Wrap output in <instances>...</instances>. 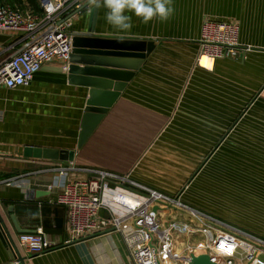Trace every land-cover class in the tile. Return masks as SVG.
<instances>
[{
	"label": "crops",
	"instance_id": "crops-1",
	"mask_svg": "<svg viewBox=\"0 0 264 264\" xmlns=\"http://www.w3.org/2000/svg\"><path fill=\"white\" fill-rule=\"evenodd\" d=\"M99 3V8L93 6L96 43L80 49V56L92 51L100 59L140 64L135 71L121 70L116 63L106 67L102 60L97 66H78L105 73L79 72L78 78L122 87L106 92L116 95L112 105L80 149L91 90L71 82L69 70L52 63L29 87L0 88V221L10 237L0 228V264H133L119 233L69 242L67 210L55 200L65 184L96 179V172L112 177L103 188V219L142 204L143 191L122 181L126 179L179 197L264 242V0H173L175 14L168 21L145 25L133 15L132 29L124 32L107 24L103 0ZM13 5L41 16L38 0ZM89 7V0L69 1L66 17L72 19L73 37L87 33ZM207 20L237 24L240 44L250 50L238 61L200 66L199 39ZM27 41L25 35L0 32V67L23 52ZM121 41L143 42V50L123 51ZM111 71L113 76L106 74ZM26 149L67 151L74 153L73 162L25 158ZM69 167L59 176L57 169ZM38 228L54 246L31 257L19 236ZM192 238L196 243L195 236L176 238L181 255L193 246Z\"/></svg>",
	"mask_w": 264,
	"mask_h": 264
},
{
	"label": "built area",
	"instance_id": "built-area-1",
	"mask_svg": "<svg viewBox=\"0 0 264 264\" xmlns=\"http://www.w3.org/2000/svg\"><path fill=\"white\" fill-rule=\"evenodd\" d=\"M38 1L41 16L18 5L0 3V32L19 33L28 39L24 51L0 67V88L29 87L35 75L52 63H59L64 71L69 69L73 22L66 16L70 0ZM199 46L198 64L202 67L204 61H238L250 50L241 46L237 24L217 20L203 23ZM71 169L57 171L64 177ZM96 174V179L65 184L55 200L67 210L69 242L116 232L122 235L133 264H188L191 253L208 254L216 264H264V242L260 239L185 205L179 197L161 195L126 179L122 181L143 191L142 204L122 216L101 218L104 184L112 177ZM178 235L198 238L184 256L177 250ZM19 243L31 257L51 252L54 246L43 228L20 235Z\"/></svg>",
	"mask_w": 264,
	"mask_h": 264
},
{
	"label": "water",
	"instance_id": "water-1",
	"mask_svg": "<svg viewBox=\"0 0 264 264\" xmlns=\"http://www.w3.org/2000/svg\"><path fill=\"white\" fill-rule=\"evenodd\" d=\"M90 26L88 27V31L84 36H75L73 37V51L70 58L71 66L69 67V77L71 82H79V84H82L84 86H87L90 88L89 92V99L87 101L86 106V113L83 117L82 125H81V132L79 136V144L78 148L80 149L86 141L89 139L93 131L98 126L99 122L102 120L103 116L107 112V109L109 106L112 105V99H114V94H107L106 92L110 91H117L119 92L121 90V85H118V87L113 88L110 84L105 81H98L96 79H81L78 78L79 72H88L90 75H104L105 73L103 71H95L93 70H87L89 66H97L98 63L102 60L106 67L113 66L114 63L121 66V70H130L135 71L137 69V66L140 64L139 61H135L134 65H130L132 60L128 59H122V60H113L108 58H98L95 56H92V51L87 52L88 56H80L81 51L80 49L84 47H92L95 45L96 41L94 40L95 35L93 24L96 21V12L93 10L91 12V19H90ZM96 39V37H95ZM97 40V39H96ZM113 42V41H112ZM119 45H121L123 51L127 52H140L143 50L141 47L144 46L143 42H137V41H121L119 42ZM91 50L93 48H90ZM96 54V53H95ZM91 55V56H89ZM123 58H131L130 55H123L121 56ZM135 58V57H134ZM142 58V56L140 57ZM88 66L86 69L81 70L78 66ZM132 66V67H130ZM114 68V67H112ZM120 69V68H119ZM109 76H113L114 73L111 71V73H106ZM117 73H115L116 75ZM129 74V73H128ZM119 75V74H118ZM129 75H127L128 77ZM99 90L104 91L103 93ZM104 95L105 97L111 96L108 100H99V96ZM102 101V102H101ZM25 158H33V159H44L49 161H56V162H62L69 164L70 162H73V156L74 153H69L67 151H60V150H52V149H26L25 150ZM158 210L157 207L154 208V211L156 212ZM3 221H0V228L3 230V232L6 233L7 237L10 239ZM11 242V241H10ZM190 260L188 264H216L210 255L208 254H200L196 255L195 253H191L189 256Z\"/></svg>",
	"mask_w": 264,
	"mask_h": 264
},
{
	"label": "clouds",
	"instance_id": "clouds-1",
	"mask_svg": "<svg viewBox=\"0 0 264 264\" xmlns=\"http://www.w3.org/2000/svg\"><path fill=\"white\" fill-rule=\"evenodd\" d=\"M89 11L100 7L99 0H89ZM107 10L105 20L118 31H130L133 27V15L145 25L155 19L168 21L175 14L173 0H103Z\"/></svg>",
	"mask_w": 264,
	"mask_h": 264
},
{
	"label": "trees",
	"instance_id": "trees-1",
	"mask_svg": "<svg viewBox=\"0 0 264 264\" xmlns=\"http://www.w3.org/2000/svg\"><path fill=\"white\" fill-rule=\"evenodd\" d=\"M5 1H6L7 3H6ZM17 1H18V0H4V1H3V0H0V3L3 2V3H5V4L13 5V4H15Z\"/></svg>",
	"mask_w": 264,
	"mask_h": 264
},
{
	"label": "rangeland",
	"instance_id": "rangeland-1",
	"mask_svg": "<svg viewBox=\"0 0 264 264\" xmlns=\"http://www.w3.org/2000/svg\"><path fill=\"white\" fill-rule=\"evenodd\" d=\"M204 64H205V63H204ZM205 65H206V64H205ZM177 198H178V197H177ZM167 220H168V218L166 219V221H167ZM166 223H167V222H164L165 225H166ZM181 241H183V240H181ZM181 241H180V242H181ZM181 244H185V242L183 241ZM189 244H190V245H194V244H196V243H195V239L192 238V239H191V242H190ZM184 248H187V245H186V247H184Z\"/></svg>",
	"mask_w": 264,
	"mask_h": 264
}]
</instances>
